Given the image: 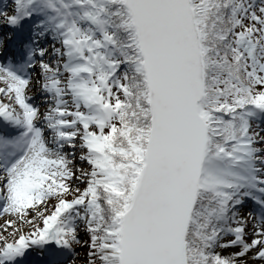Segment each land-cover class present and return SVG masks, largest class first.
I'll use <instances>...</instances> for the list:
<instances>
[{"label": "snow or ice", "instance_id": "snow-or-ice-1", "mask_svg": "<svg viewBox=\"0 0 264 264\" xmlns=\"http://www.w3.org/2000/svg\"><path fill=\"white\" fill-rule=\"evenodd\" d=\"M0 17L20 41L0 63V264L45 245L51 264L77 245L84 264H264V0Z\"/></svg>", "mask_w": 264, "mask_h": 264}, {"label": "rangeland", "instance_id": "rangeland-1", "mask_svg": "<svg viewBox=\"0 0 264 264\" xmlns=\"http://www.w3.org/2000/svg\"><path fill=\"white\" fill-rule=\"evenodd\" d=\"M7 2V0H5V3ZM1 18V17H0ZM2 30V29H1ZM35 87V86H34ZM34 100L37 102V103H40L41 101L39 100V97L37 95V92H36V88L33 89V92L31 93ZM260 124L261 126H264V117H261L260 118ZM53 202V201H52ZM32 212L31 210H29V215H31ZM9 219H11V217H8ZM5 219V218H4ZM3 219V220H4ZM2 226V225H1ZM24 231L27 233L28 231H30V229L28 227H25ZM75 255L73 257V260L75 262V264H84V251L83 249L80 248V246H75ZM250 264H260V262L257 260V261H252L250 262Z\"/></svg>", "mask_w": 264, "mask_h": 264}, {"label": "bare ground", "instance_id": "bare-ground-1", "mask_svg": "<svg viewBox=\"0 0 264 264\" xmlns=\"http://www.w3.org/2000/svg\"><path fill=\"white\" fill-rule=\"evenodd\" d=\"M11 1L9 0L8 1V4L10 3ZM17 39H19L17 36H15V35H12V36H7V40H8V42L7 43H9V44H11L12 43V45L13 44H15V42L17 41ZM33 89H34V86H32L30 89H29V91L32 93L33 92ZM49 203H53L51 200L49 201ZM3 219V217H1L0 218V221ZM77 246H79V245H77ZM41 252H43V254H48L47 252L48 251H45L44 249H42V251ZM63 254V253H62Z\"/></svg>", "mask_w": 264, "mask_h": 264}]
</instances>
